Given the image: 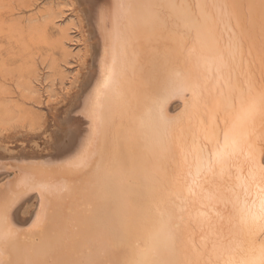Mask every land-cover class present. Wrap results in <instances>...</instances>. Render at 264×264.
<instances>
[{"label": "bare ground", "instance_id": "obj_1", "mask_svg": "<svg viewBox=\"0 0 264 264\" xmlns=\"http://www.w3.org/2000/svg\"><path fill=\"white\" fill-rule=\"evenodd\" d=\"M64 2L77 20L75 23L83 41L77 79L75 77L76 80L62 93L58 102L55 103L51 97L55 105L42 118L34 120L30 114L32 110L14 108L15 105L12 107V103L10 106L9 101L5 109L0 110L2 125H10L13 121L19 125L21 122L31 125L22 140L6 141L0 145V240L4 241L0 246V264H9L10 261L20 264L27 259L36 264H48L53 259L59 264H92L101 260L106 264H123L133 253L120 217L121 187L133 208L153 199L175 198L178 192L188 201L194 223L206 224L214 213L208 207L191 203L200 197L196 166L192 168V175L184 180L178 175L175 178L169 176L162 183H153V179L144 175L142 157L154 156L160 151L163 158L161 149L169 143L170 122L181 121L187 126L190 118L193 123L196 121V114L190 106L192 88L178 79L192 68L188 58L192 47L184 52L170 40L169 32L174 25L171 16L159 22L148 19L145 6L157 0ZM236 2L245 8L253 6V35L258 42L262 0ZM12 7L11 10L14 9ZM59 17L58 12L49 6L46 12L34 19L27 18V28L32 31L34 25L43 21L44 24L55 23ZM70 26L61 28L66 39L72 29ZM40 27L37 32L42 30ZM223 36L225 42L229 41L231 29L225 30ZM208 47L205 42L201 55L211 68ZM34 79L30 81L38 78ZM20 82H17L19 86L24 85ZM3 87L2 90L5 89ZM24 88L30 89V85ZM29 89L26 90L28 95ZM34 93L39 94L38 91ZM9 138L13 139V136L10 134ZM233 143L235 151H239L242 146L239 130L233 136ZM145 149L149 151L145 153ZM109 168L118 169L120 176L106 190L105 169ZM216 171L218 176L227 177V182L240 195L230 221L232 239L229 246L236 251L243 246V237L260 222L259 204L253 205L245 199L249 189L255 191L248 169L233 167L229 171L218 166ZM154 179H161L159 172L154 173ZM165 186L168 190H164ZM203 199L215 202L217 194L207 193ZM175 203L177 212H181V199L176 198ZM217 222L225 227L229 224L227 220ZM154 239L160 241L162 237ZM209 239L207 233L195 234L194 239H189V244L203 246ZM249 257L258 259V249L250 251Z\"/></svg>", "mask_w": 264, "mask_h": 264}, {"label": "snow or ice", "instance_id": "obj_2", "mask_svg": "<svg viewBox=\"0 0 264 264\" xmlns=\"http://www.w3.org/2000/svg\"><path fill=\"white\" fill-rule=\"evenodd\" d=\"M150 21L159 22L171 16L174 25L169 38L181 51L192 52L188 58L192 68L179 80L192 88L190 106L196 114L187 126L181 121L170 122L169 143L154 156L142 157L144 175L153 183H162L169 176L182 180L192 175L196 166L200 197L191 203L214 210L206 224L193 222L188 201L177 192L175 198L129 203L126 191L120 188V217L132 248V256L123 264H264V0L259 9L258 42L253 35L255 21L252 5L247 8L236 0H157L145 6ZM234 22V23H233ZM231 29V39L223 33ZM208 43L209 67L201 53ZM255 66V67H254ZM200 69H203L202 71ZM189 102L186 101V105ZM240 131L242 146L235 151L233 136ZM145 153L149 150L145 149ZM191 156V161H189ZM173 165L175 166L173 168ZM229 171L233 167L248 169L255 189L245 199L259 204V224L243 237V246L233 251L231 218L236 212L239 193L217 175V167ZM159 172L161 179H154ZM118 169H105V187L116 183ZM164 190H168L165 186ZM215 192V202L203 196ZM182 202L177 212L175 199ZM219 221L227 220V227ZM208 234L206 245L189 244L195 234ZM154 237H162L157 241ZM4 241L0 240V246ZM258 249V259L249 257ZM13 264V262H9ZM20 264H36L31 259ZM48 264H59L53 259ZM83 264V262H82ZM92 264H106L94 261Z\"/></svg>", "mask_w": 264, "mask_h": 264}, {"label": "rangeland", "instance_id": "obj_3", "mask_svg": "<svg viewBox=\"0 0 264 264\" xmlns=\"http://www.w3.org/2000/svg\"><path fill=\"white\" fill-rule=\"evenodd\" d=\"M10 1H12V0H0V95L2 96V97L0 96V98H1L0 99L1 100L0 101V110L5 109L4 107L6 106V104H8L10 102L11 104L9 103V105L11 106L13 103L12 107H14V105H15L14 108H16V107L20 108L21 107L20 109H23L25 107L24 109L28 110L30 112L32 110L33 113L31 112L30 114H32V118H34V120H36V118H38V117L42 118L43 115H46L48 110H50L52 108V105H55V103L61 99L62 93L66 92L65 90L68 88V86H70L71 83H73L77 79V77L79 75V71H80L79 54L81 52L80 50L83 49V44H82L83 41H82L81 34L79 33L80 30L76 26L77 20L74 16H72L73 14L71 13V9H70V7H68L66 5V2H64V0H34V1L33 0H22V1L21 0H15V1H12L11 4H10ZM22 3L24 5L20 6ZM12 6H14L15 10L14 9L11 10ZM49 6L53 7V9L56 12H58V14L60 16L59 19H56L55 23L52 22L53 24L49 23V22L44 24V21L37 24V21L33 20L34 23L37 24L38 26L33 24L35 26L32 29L33 32L30 29L28 30V28H27L28 24H26L28 22H26V21H28V19H31V18L34 19L36 16L41 15V13L46 12L47 9L49 8ZM29 7H30V9H29ZM44 8H46V9H44ZM58 9L60 11H58ZM11 13H13V14H11ZM68 18H69V20H68ZM17 20L20 24L17 22ZM9 21H10V23H9ZM11 21H13L14 23ZM68 23H69V25H68ZM13 24L15 25V27H14L15 29L14 28L11 29L14 26ZM40 24H41V26L44 25V27H40L39 26ZM19 26H20V28H19ZM67 26L72 27L69 35L67 36L68 39L65 38L66 35L62 34V29H61L63 27L66 28ZM39 27L42 30L37 32V30H39ZM46 27H48L46 30L47 32L46 31L43 32ZM16 28H18V29H16ZM10 29H11V31H10ZM13 30H14V32H13ZM19 30H21V31L18 32ZM29 31H31L32 36L29 34ZM51 42H54V43H51ZM24 44H26V45L24 46ZM49 44H51V46ZM25 47H26V50H25ZM66 50L69 54L66 53ZM31 54H32V56H31ZM24 55L26 57H24ZM34 56L36 57V59ZM38 56H39V58H38ZM63 57H64V59H63ZM24 58H26L25 61H24ZM32 66L35 68V71L33 70ZM19 70H20V72H19ZM7 71H9V72H7ZM24 74H25V76H24ZM28 74H30V75H28ZM26 75L29 77H27ZM76 75H77V77H76ZM34 77H35V79L38 78L39 80L34 79L35 81H30L31 79L33 80ZM63 77H64V79H63ZM75 77H76V79H75ZM9 78H10V80H9ZM26 79L30 82V84H27L28 81ZM20 81H22V83H24V85H22L23 87L18 85V83H21ZM44 83L46 86L44 85ZM26 85L27 86L30 85V89L24 88ZM2 86H4L3 87V89L5 88L4 90H2ZM13 86L14 87L16 86V87L14 88ZM33 86H34V88H33ZM6 87H7V89H6ZM18 87H19V89H17ZM35 88L38 90H36ZM23 89H25V90H23ZM27 89L30 90L29 95H28V92H26ZM33 89H34V91H33ZM43 89H46V91ZM17 90H19L18 91L19 93L17 92ZM2 91H4L5 93ZM20 91L22 92V94H20ZM37 91L39 92V94L34 93ZM52 91L57 96L55 94L52 95L53 94ZM7 93L10 94L11 97L10 96L7 97L8 96ZM24 93H25V95H23ZM13 94H15L16 97L12 96ZM31 95H33V96H31ZM4 96L6 99L4 98ZM22 96H23V98L28 97L29 100L27 98L23 99ZM35 96H37L38 98H36ZM51 97L55 100L54 101L55 103L52 101L53 99ZM10 100H12V101H10ZM37 100H38V102H37ZM14 101H16V102H14ZM47 101H49V102H47ZM52 102H53V104H52ZM49 104H51V105H49ZM44 106L47 108L45 109ZM35 114H36V117L34 116ZM38 114H39V116H38ZM30 126L31 125L28 126L27 124H22V122L19 125V122H14V121L10 125L9 124L8 125H6V124L2 125L0 123V139H2V138L4 139V140L3 139L0 140V145L3 146L4 145L3 143L6 141H13V140H18V139L22 140L25 137L24 132L26 133ZM10 134L13 136V139L12 138L8 139V136Z\"/></svg>", "mask_w": 264, "mask_h": 264}]
</instances>
